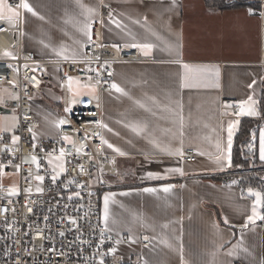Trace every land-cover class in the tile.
<instances>
[{
    "label": "crops",
    "instance_id": "obj_1",
    "mask_svg": "<svg viewBox=\"0 0 264 264\" xmlns=\"http://www.w3.org/2000/svg\"><path fill=\"white\" fill-rule=\"evenodd\" d=\"M243 1H256L258 7L220 10L205 0H26L36 15L20 10L23 49L43 61L82 58L88 42L82 29L89 22L101 24L105 42L152 45L148 55L133 47L145 62L113 66L112 84L122 92L92 86L107 126L104 154L116 165V174L107 177L115 186L103 194L101 203L104 223V197L114 194L107 229L119 241L110 255L116 264H264V220L248 222L255 197L230 179L236 173L233 153L242 121L256 123V130L251 131L255 139L252 136L245 146L250 153L256 150L264 164L259 158L264 122L258 120L264 89V20L257 14L264 0ZM86 8L97 14L89 18ZM7 17L6 12L0 21L13 26ZM51 73L44 99L51 96L53 75H57L58 104L62 76L57 67ZM82 97L92 98L89 94ZM249 97L257 115H237L240 110L226 105L232 101L239 106ZM39 105L35 110L42 129ZM45 109L54 112L51 107ZM229 122L235 124L231 167L226 159L217 162L221 153L228 155ZM177 149L182 150V157L168 154ZM189 149L197 156L194 163L184 160ZM175 168L182 169L183 175L167 171ZM149 173L166 178L149 179ZM169 185L174 187L162 191ZM146 188L156 191L145 192ZM263 208L264 203L259 210Z\"/></svg>",
    "mask_w": 264,
    "mask_h": 264
},
{
    "label": "built area",
    "instance_id": "obj_2",
    "mask_svg": "<svg viewBox=\"0 0 264 264\" xmlns=\"http://www.w3.org/2000/svg\"><path fill=\"white\" fill-rule=\"evenodd\" d=\"M18 3L19 0H12L9 5L15 7ZM21 9L13 26L0 21V93L6 95L0 106L16 113L14 135L19 137L13 143L12 135L0 132V264H100L101 260L104 264H116L110 257L116 239L101 220L102 196L115 186L107 177L116 174L115 162L107 159L101 142V103L82 97L71 105L67 77L86 78L90 85L104 91L112 85L115 64L143 63L146 59L136 48L105 42L101 24L94 22L92 39L86 43L82 58L76 62L40 60L35 53L26 54L23 49ZM257 14L264 20V2ZM12 50L15 59L2 58L4 52ZM262 58L264 64V50ZM53 67L62 76L65 123L56 139L35 141L33 137L41 129L35 107L44 99ZM226 105L240 110L232 101H226ZM258 120L264 122V115ZM61 148L65 153L64 171L56 168L54 172L61 161L51 165L48 161L57 160ZM33 155L38 159L39 171L31 163ZM184 160L196 162L195 151L187 150ZM57 172L59 175L53 181ZM37 175L44 180H36ZM13 187L16 194L9 195ZM38 188L42 191L38 192Z\"/></svg>",
    "mask_w": 264,
    "mask_h": 264
},
{
    "label": "snow or ice",
    "instance_id": "obj_3",
    "mask_svg": "<svg viewBox=\"0 0 264 264\" xmlns=\"http://www.w3.org/2000/svg\"><path fill=\"white\" fill-rule=\"evenodd\" d=\"M174 2V0H173ZM81 7H83V5H81ZM15 8L17 9V11H14L13 10V6L12 5H9L6 3V0H0V20H3L5 19V13L7 12L8 13V20L10 23H15L14 21V18L18 17L19 16V12H18V9L20 8H23L26 12L28 13H31L32 15H36L35 11L33 10V8L30 6V4L28 2H26V0H19V3L17 5H15ZM87 15L89 18L95 16L97 13H96V10L95 9H92V8H86L85 9ZM109 17L111 18V13H109ZM146 20V18H145ZM103 21H101L102 23ZM115 22V21H113ZM136 23H138V21H134ZM117 23V26H119L118 22ZM91 30H92V23L89 22V23H86L82 29L84 35L87 37V39L89 41H91L92 39V35H91ZM132 47H138V48H141L142 50H144V54L145 55H148L150 50H151V47L152 45L151 44H133L131 45ZM58 55H61L62 53H57ZM4 56L6 57H10L12 59H15L16 57L12 56V54L10 52H4L3 53ZM64 59H68L67 56H64ZM73 62H76L75 60V57H73ZM11 67V66H9ZM184 68L186 70H188V66L187 65H184ZM99 75V74H97ZM73 83V80L71 77H69L68 79V84H69V91H72V88H71V85ZM78 83V82H77ZM111 88L114 89L115 91L117 92H122V89L120 87H118L115 83H113L111 85ZM92 91H95L94 87L92 88ZM16 99H18V97H14ZM239 108H240V112L237 113V115H243V114H247V115H257L255 109L251 106V97H249V100L248 101H245V102H241L240 105H239ZM65 111H70V109L66 108ZM182 117H181V121H182ZM65 121L61 120L59 121V125L61 124H64ZM238 123V122H237ZM102 127H107L106 125H101ZM234 127H235V124L233 122H229L228 126H227V149H228V155L227 156H224L223 153H221L220 156L217 157V162L219 163L221 160H227V167H231L232 164H231V156H230V150H231V147H232V139H233V130H234ZM29 131H31V129H29ZM182 134V133H181ZM253 137L255 139V133H253ZM65 140H68L69 138L68 137H64ZM19 140V137L18 136H13L12 138V142L13 143H16L17 141ZM102 143H107L106 141H101ZM107 146L109 148H111L114 152L118 153L119 155L123 156L125 155L124 152L120 151V149L118 148H115L112 144H107ZM218 149H219V144L217 145ZM249 147L251 148V145H249ZM79 151V149L77 150ZM169 155H177V156H183V152L181 149H177L175 152H172V151H169L168 152ZM50 156L52 154H49ZM64 149L61 148L60 149V154L58 157H56V159L58 161H61V163L57 164L54 168H53V171L56 172V168H59V171L62 172L64 171V167H63V158H64ZM259 158L261 161H264V129H261L260 132H259ZM31 163L35 164L36 167H37V170L39 171V168H40V165H39V162H38V159L35 155L32 156L31 158ZM48 163L51 165L53 163L52 159H49ZM19 167V166H17ZM221 167H223V165H221ZM81 171H83V167L81 166ZM169 172H179L181 175H183V170L180 169V168H175V169H169L167 170ZM57 175H59V172L56 173V175H53L52 179L53 181L56 180L57 178ZM148 178L149 179H165L166 177L164 176H159V175H156V174H151L149 173L148 175ZM36 180L38 181H43L44 180V177L41 176V175H37L35 177ZM71 183V181L69 182ZM80 187H83L82 185H79ZM174 187L172 185H169V186H165L163 187L162 191H164L165 193L169 192L170 189ZM16 189L15 187L9 189V195H13V194H16ZM37 191H42V189L38 188ZM145 192H149V193H153L156 191V189H153V188H146L144 189ZM248 192L250 195L254 196L255 197V201L252 205V209H251V215L248 217V222H252L254 223L256 219H260V220H264V212L260 211L259 210V206L262 205V203H264V194H261L260 192H254L251 188L248 189ZM76 195H79V193H76ZM114 194H111L109 193L108 195H105L104 197V223H105V228H107V223H108V219H109V202L112 198ZM123 195V193H122ZM6 211V209H5ZM71 223L75 224V220H71L70 221ZM227 222V221H225ZM247 226V225H245ZM61 235H63V233H61ZM145 239H147V237H145ZM103 242V241H101ZM117 243H119V241H117ZM116 249L115 248H112L111 249V252H115ZM100 264H104L103 260L100 261Z\"/></svg>",
    "mask_w": 264,
    "mask_h": 264
},
{
    "label": "rangeland",
    "instance_id": "obj_4",
    "mask_svg": "<svg viewBox=\"0 0 264 264\" xmlns=\"http://www.w3.org/2000/svg\"><path fill=\"white\" fill-rule=\"evenodd\" d=\"M11 54L13 55L14 52L12 50ZM70 77V76H69ZM67 77V79H69ZM73 80V83L71 85L72 91H69L70 94V100L71 105L76 101L79 100L80 97L83 95L89 94L94 99V96L92 94V85L89 84L88 80L86 78H79V77H71ZM53 82L55 83L54 86L51 89V96L47 99H44L40 102V105L37 108V111L40 112V116L43 123V128L33 137L35 141H41V140H53L56 139L57 133L59 131V128L61 125L57 126L59 124V121L63 120V114H62V106L61 103H56L55 98L57 92L54 90H58L56 86L58 85V76L53 75ZM61 78L59 81V85L61 87ZM78 82V83H77ZM68 90H69V84H68ZM56 93V94H55ZM51 107L54 112L47 113L45 108ZM45 109V110H44ZM17 115L14 113L10 114H0V130L1 132H9L10 135H12V138L17 128ZM241 153L244 157H246L247 160H249L250 152L247 151V147L245 144L240 145ZM53 163H58V160H52ZM52 163V164H53ZM253 166V164H251ZM240 169H244L242 166H235L234 172L236 173L240 172ZM235 174V173H234ZM264 180V178H263Z\"/></svg>",
    "mask_w": 264,
    "mask_h": 264
},
{
    "label": "trees",
    "instance_id": "obj_5",
    "mask_svg": "<svg viewBox=\"0 0 264 264\" xmlns=\"http://www.w3.org/2000/svg\"><path fill=\"white\" fill-rule=\"evenodd\" d=\"M209 7L225 10L230 8L251 6L258 7V2H250L243 0H205ZM261 114L264 115V89L260 100ZM254 121H242L240 132L236 138V145L233 153V169L235 166H242L239 173H235L230 179L235 180L242 189H258L264 194V164L260 163L256 150L252 151L249 160L241 153L240 145L247 144L252 141L253 133L256 130ZM253 164V166L251 165ZM264 212V208H263Z\"/></svg>",
    "mask_w": 264,
    "mask_h": 264
},
{
    "label": "water",
    "instance_id": "obj_6",
    "mask_svg": "<svg viewBox=\"0 0 264 264\" xmlns=\"http://www.w3.org/2000/svg\"><path fill=\"white\" fill-rule=\"evenodd\" d=\"M0 113H11V111L0 106Z\"/></svg>",
    "mask_w": 264,
    "mask_h": 264
}]
</instances>
